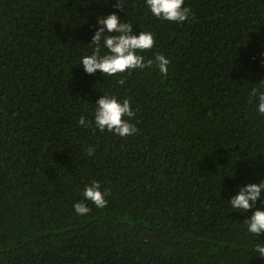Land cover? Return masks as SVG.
<instances>
[{
	"label": "trees",
	"instance_id": "trees-1",
	"mask_svg": "<svg viewBox=\"0 0 264 264\" xmlns=\"http://www.w3.org/2000/svg\"><path fill=\"white\" fill-rule=\"evenodd\" d=\"M115 2L0 0V264H264V233L245 222L264 197L248 212L229 203L264 179L251 96L264 92V0H185L182 23ZM112 12L153 34L139 54L165 55L167 75L155 63L85 72L97 18ZM103 94L130 100L135 134H93ZM93 180L110 192L102 209L83 197Z\"/></svg>",
	"mask_w": 264,
	"mask_h": 264
},
{
	"label": "clouds",
	"instance_id": "clouds-1",
	"mask_svg": "<svg viewBox=\"0 0 264 264\" xmlns=\"http://www.w3.org/2000/svg\"><path fill=\"white\" fill-rule=\"evenodd\" d=\"M152 15L155 17L172 21L184 22L194 15L189 7H185V0H146ZM115 8L123 9L125 7L122 0H116L113 5ZM95 34L90 44L93 46L91 54L84 55L81 64L88 74H95L99 71L101 74L113 76L125 73L129 70L144 69L151 67L153 63L164 75L168 73L170 59L163 54H157L154 59H147L139 53L150 50L154 46L155 39L151 32L140 31L136 34L133 25L129 22H122V18L117 12L110 14H101L98 18ZM264 82V81H261ZM120 85L125 83L124 79L117 81ZM258 95V111L264 114V92L255 88L251 92L252 97ZM94 114L95 134L96 128L101 132L107 130L115 134L126 137L137 132L134 124L130 123L125 117H133L135 113L132 110L129 99L122 102L115 95L103 94L96 102ZM78 123L81 126H89L86 123V117L81 116ZM90 157L95 154V149L89 146L86 149ZM110 192L108 189L101 190L99 181L93 180L86 186L83 192L85 200L91 201L97 208H104L108 201L106 196ZM264 179L259 183H248L242 186L236 195H233L229 201L231 207L241 212H248L254 204L264 197ZM74 210L78 215H86L91 211L84 202H77ZM248 232L260 236L264 233V210L257 208L249 219L245 220ZM254 251L258 256L264 257V244H256Z\"/></svg>",
	"mask_w": 264,
	"mask_h": 264
}]
</instances>
